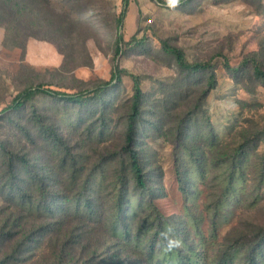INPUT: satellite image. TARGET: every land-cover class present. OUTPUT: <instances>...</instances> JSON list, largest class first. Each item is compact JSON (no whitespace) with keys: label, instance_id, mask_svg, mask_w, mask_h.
Listing matches in <instances>:
<instances>
[{"label":"rangeland","instance_id":"obj_1","mask_svg":"<svg viewBox=\"0 0 264 264\" xmlns=\"http://www.w3.org/2000/svg\"><path fill=\"white\" fill-rule=\"evenodd\" d=\"M164 45L211 63L215 87L207 91L210 71L181 69ZM255 62L264 70V0H130L126 10L124 0H0V264H166L178 254L252 264L257 249L264 264ZM114 72L120 80L95 93ZM132 75L143 91L134 148L144 191L125 150ZM38 85L86 100L38 94L21 112H1ZM3 150L22 154L44 190L69 195L66 210L36 212L11 195ZM14 168L30 179L24 165ZM82 192L98 218L74 214ZM121 194L119 227L131 243L110 230ZM169 240L180 246L169 250Z\"/></svg>","mask_w":264,"mask_h":264},{"label":"trees","instance_id":"obj_2","mask_svg":"<svg viewBox=\"0 0 264 264\" xmlns=\"http://www.w3.org/2000/svg\"><path fill=\"white\" fill-rule=\"evenodd\" d=\"M130 3V0H124V7L125 10L128 8ZM124 20V13L119 17V25ZM135 40V37L131 39V42ZM122 42V40H121ZM130 42V41H129ZM165 46V49L169 50L174 57L176 58V61L178 65L181 67V69L190 72V73H197V72H203V71H210V78H209V87L207 91H210L213 89L216 85V75L212 68L211 63H203V62H194L191 63L187 60L184 52L181 49H174L170 50ZM118 53L120 52V46L117 47ZM225 66L228 68V70L236 72L235 68H232L228 63H225ZM254 73L264 82V70L262 67L255 62L254 63ZM134 80V96H133V103L131 106V114L129 115V124L127 128L126 133V145L125 150L127 151L129 155V162L132 170V174L134 176L135 180V186L139 190H146L147 189V181L145 178L143 167L140 163L139 159V153L134 148V137L136 136V124L139 120L140 114H141V104L143 99V91L141 88V80L140 77L137 75H132ZM116 80H120V76L118 72H114L111 77V81L105 82L103 85L99 86L97 90H95V93L102 94L105 90H107L112 82ZM88 93V92H85ZM38 94H47L50 96H59L63 100L67 102H72L76 104H82L86 100V96L84 93H66L63 91H56L53 89L45 88L43 85H38L36 87H29L24 89L21 93H19L6 107L2 109L1 112H21L26 104L30 101H32ZM55 141H60L56 137H54ZM3 148V147H2ZM5 153V156L9 158V174L7 175V180H9V189H15L9 191L11 195H17V198L19 201H21L22 204H30L31 207H35L36 212H42L44 214H51L55 215L59 213V211L64 212L66 210L67 206L66 203L68 201H71V197L67 195L66 193L61 194H51L50 192L44 190L45 187L43 185H46L45 179H41L39 174L37 173V170L35 168L32 169L30 166V162L26 161L24 156L22 154H14L7 150H3ZM15 163L24 165V168L27 170L28 176L30 179H27L23 177V175H20V171L17 170L15 167ZM31 188H34L35 191H28ZM86 192V191H84ZM84 192L78 194L76 196V201H78V205L74 209V214L76 216H84L86 214L87 217L91 219H96L98 217L97 214L94 211V202L89 197H86L85 201H83ZM124 195L121 194V197L118 199L117 203L119 204L118 212L114 215V219L111 222V232L113 234H116L120 240H122L124 243H131L133 237H131L130 232L127 229H120L119 227V221H120V212H122L121 207H123V201H124ZM40 199V200H39ZM73 199V200H74ZM32 200H39L36 201L35 205ZM69 207V205H68ZM69 210V209H67ZM62 214V213H61ZM163 232V240H166L164 244H166L167 239L169 236L166 233V229L162 227ZM140 232L136 235V239H140ZM19 244H17L18 246ZM178 253H182L181 250H177ZM261 250L257 249V253L254 256V259L252 261V264H261V258H259V253ZM56 264H70L66 263L65 261H58ZM166 264H200L199 259L197 258V255L195 254L193 257L189 255L184 254H178L177 257H173L169 259V261L166 262Z\"/></svg>","mask_w":264,"mask_h":264},{"label":"clouds","instance_id":"obj_3","mask_svg":"<svg viewBox=\"0 0 264 264\" xmlns=\"http://www.w3.org/2000/svg\"><path fill=\"white\" fill-rule=\"evenodd\" d=\"M179 246H180V241L179 240H169V242H168L169 250H171L174 247H179Z\"/></svg>","mask_w":264,"mask_h":264}]
</instances>
